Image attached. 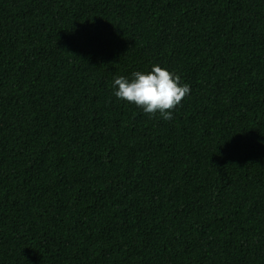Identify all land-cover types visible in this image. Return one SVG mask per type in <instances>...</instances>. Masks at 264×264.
<instances>
[{
  "label": "trees",
  "instance_id": "trees-1",
  "mask_svg": "<svg viewBox=\"0 0 264 264\" xmlns=\"http://www.w3.org/2000/svg\"><path fill=\"white\" fill-rule=\"evenodd\" d=\"M0 264H264V0H0Z\"/></svg>",
  "mask_w": 264,
  "mask_h": 264
},
{
  "label": "clouds",
  "instance_id": "clouds-1",
  "mask_svg": "<svg viewBox=\"0 0 264 264\" xmlns=\"http://www.w3.org/2000/svg\"><path fill=\"white\" fill-rule=\"evenodd\" d=\"M113 86L117 88L114 94L118 99L135 104L149 116L159 113L164 120L173 118V111L191 91L189 85L180 84L178 75L158 65L147 73H132L131 79L118 76Z\"/></svg>",
  "mask_w": 264,
  "mask_h": 264
}]
</instances>
